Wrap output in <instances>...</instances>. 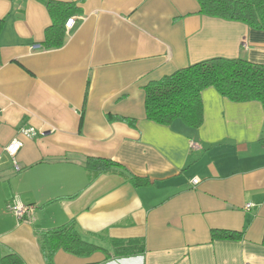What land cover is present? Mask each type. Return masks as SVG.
Masks as SVG:
<instances>
[{"label":"crops","instance_id":"obj_1","mask_svg":"<svg viewBox=\"0 0 264 264\" xmlns=\"http://www.w3.org/2000/svg\"><path fill=\"white\" fill-rule=\"evenodd\" d=\"M50 1L81 12L46 50ZM0 20V262L47 264L39 234L74 221L104 251H59L53 264H264L263 105L209 88L199 128L145 112L146 87L191 65H264V30L203 16L197 0H0ZM23 127L43 134L21 137L17 171L6 148ZM91 158L126 173L95 176ZM14 199L34 208L25 222L7 209ZM113 240L144 252L117 258Z\"/></svg>","mask_w":264,"mask_h":264},{"label":"trees","instance_id":"obj_2","mask_svg":"<svg viewBox=\"0 0 264 264\" xmlns=\"http://www.w3.org/2000/svg\"><path fill=\"white\" fill-rule=\"evenodd\" d=\"M200 14L225 21L239 22L255 30H264V0H197ZM47 8L53 20L46 30L43 49L53 50L66 42V20L81 10L74 3L50 1ZM4 20H0V36ZM1 63V43H0ZM214 88L221 96L232 102L258 101L264 107V65H256L245 59L214 58L181 69L158 82L149 84L146 89L145 112L148 120L161 125H170L181 120L192 128H199L204 121L202 93ZM127 122L135 126V121ZM87 168L95 176L119 170H126L110 160L91 158ZM133 182L138 179L131 177ZM214 238L240 240L241 233L213 231ZM39 243L47 264H53L57 252L64 251L77 257H89L104 251L93 242L85 240L76 222L43 231ZM117 258L131 257L144 252L139 240H113ZM0 264H23L15 253L4 256Z\"/></svg>","mask_w":264,"mask_h":264},{"label":"built area","instance_id":"obj_3","mask_svg":"<svg viewBox=\"0 0 264 264\" xmlns=\"http://www.w3.org/2000/svg\"><path fill=\"white\" fill-rule=\"evenodd\" d=\"M76 22V18H70L66 24H65V28L66 30H71ZM43 132L37 130L34 127H27V128H21L19 130V136L20 138H15L6 148L7 153L14 158V164H15V168L17 171L20 170L15 158L18 155L19 151L23 148L24 144L23 141L21 140L22 138H26V139H33V138H37L40 135H42ZM199 184L198 180H194L193 181V185H197ZM7 209L13 213L17 219L20 222H25L26 220H28L32 213L34 208L31 206H26L24 204H22L21 202H19L17 199L12 200L8 206Z\"/></svg>","mask_w":264,"mask_h":264},{"label":"water","instance_id":"obj_4","mask_svg":"<svg viewBox=\"0 0 264 264\" xmlns=\"http://www.w3.org/2000/svg\"><path fill=\"white\" fill-rule=\"evenodd\" d=\"M38 48H40V46H38Z\"/></svg>","mask_w":264,"mask_h":264}]
</instances>
